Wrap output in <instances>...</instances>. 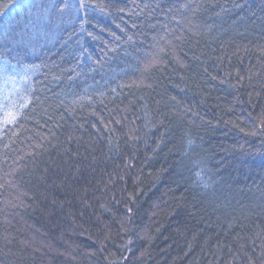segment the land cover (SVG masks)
Instances as JSON below:
<instances>
[{"label":"trees","instance_id":"obj_1","mask_svg":"<svg viewBox=\"0 0 264 264\" xmlns=\"http://www.w3.org/2000/svg\"><path fill=\"white\" fill-rule=\"evenodd\" d=\"M0 264H264V0H0Z\"/></svg>","mask_w":264,"mask_h":264}]
</instances>
